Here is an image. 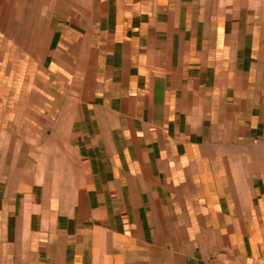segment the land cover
Here are the masks:
<instances>
[{
    "label": "crops",
    "instance_id": "1",
    "mask_svg": "<svg viewBox=\"0 0 264 264\" xmlns=\"http://www.w3.org/2000/svg\"><path fill=\"white\" fill-rule=\"evenodd\" d=\"M234 1L43 9L0 97V264H264V15Z\"/></svg>",
    "mask_w": 264,
    "mask_h": 264
},
{
    "label": "rangeland",
    "instance_id": "2",
    "mask_svg": "<svg viewBox=\"0 0 264 264\" xmlns=\"http://www.w3.org/2000/svg\"><path fill=\"white\" fill-rule=\"evenodd\" d=\"M77 1V3H76ZM82 0H0V97L10 90L11 75L14 68H25L27 53L19 50L27 47L28 29L35 25V31L44 32L45 17L43 9L52 8V26L59 18L60 8L83 6ZM230 3V0H228ZM235 4L236 1L233 0ZM241 8H258L264 15V0H237ZM38 35V34H37ZM8 95H11L9 93Z\"/></svg>",
    "mask_w": 264,
    "mask_h": 264
}]
</instances>
